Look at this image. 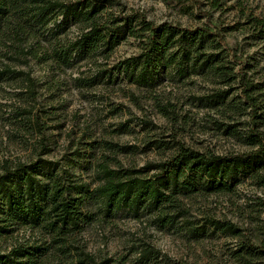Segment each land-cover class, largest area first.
Wrapping results in <instances>:
<instances>
[{"label":"rangeland","instance_id":"1","mask_svg":"<svg viewBox=\"0 0 264 264\" xmlns=\"http://www.w3.org/2000/svg\"><path fill=\"white\" fill-rule=\"evenodd\" d=\"M198 2L119 0L114 7L116 12L140 13L156 24L169 22L191 29L205 25L209 13L224 37L226 45L217 37H206L202 48L218 59L220 69L199 66L182 77L169 68L158 73L152 86L119 79L78 87L75 78L92 74L95 65L83 60L64 68L45 58L43 51L50 44L41 34H25L23 40L16 37L5 44L1 41L0 66L10 64L31 73L38 82V95L32 100L21 91V79L0 82V172L18 161L42 157L68 168L72 177L93 184L98 163L106 159L114 168H141L176 154L181 147L217 154L256 148V137L251 135L264 138V30L255 22H264V0ZM78 32L72 25L61 37L74 38ZM140 49V41L130 36L107 62L113 64ZM239 68L255 86L250 92L258 106L255 117L242 96ZM229 87L233 92L224 102L205 98ZM199 96L205 99H197ZM31 108L40 115L42 133L32 116L21 115ZM106 141L130 145L131 149H109ZM182 204L187 211L178 224L184 220L205 224L199 237H191L181 225L159 228L151 215L137 217L121 210L104 217L97 213L96 205L87 202L85 208L97 215L69 241L92 253L97 261L111 260L106 264H139L134 249L142 244L161 251L157 262L148 264H264V184L256 178L242 176L231 190L182 197ZM208 218L229 220L240 232L233 235L216 230L207 223ZM20 243L52 242L51 236L39 229L16 226L13 232L0 234V254ZM35 264L73 261L51 244Z\"/></svg>","mask_w":264,"mask_h":264},{"label":"trees","instance_id":"2","mask_svg":"<svg viewBox=\"0 0 264 264\" xmlns=\"http://www.w3.org/2000/svg\"><path fill=\"white\" fill-rule=\"evenodd\" d=\"M117 3L119 0H0V42L5 44L16 37L23 40L25 34H41L50 44L43 51L45 58L53 59L64 68H71L83 60L95 65L92 74H80L75 78L78 87H93L105 81L109 84L119 79L137 86H152L161 70L171 68L176 75L184 77L199 66L220 69L218 59L202 49L206 37H217L220 44L226 45L209 13H206L205 25L191 29L169 22L156 24L140 13H126L122 9L116 12ZM72 25L78 27V34L74 38L61 37ZM255 25L264 30L263 21L256 20ZM130 36L140 41V52L108 64L117 46ZM21 50L26 51L23 47ZM100 59L103 62H99ZM238 73L244 86L242 96L252 107L255 117L258 106L250 94L255 86L242 68ZM7 78L21 79V91L32 100L37 98L38 82L31 73L2 64L0 82ZM232 92L233 88L229 87L205 98L220 103ZM205 98L199 96L197 99ZM25 114L32 116L42 133L39 113L31 108L21 112ZM251 136L257 138L253 142L257 147L239 153H207L181 147L176 154L148 162L141 168H114L106 159L98 163L95 184L72 177L68 168H60L56 161L42 157L3 167L0 172V234L23 226L49 234L52 243H20L0 254V264H35L51 244L71 257L73 264L110 262L97 261L92 253L69 241L71 235L97 215L85 208L87 202L96 205L97 213L104 217L110 218L121 210L137 217L151 215L152 223L159 228L181 225L191 237H199L205 232V224L194 225L189 220L178 224L187 211L182 197L231 190L246 175L264 184V138L257 133ZM105 143L107 148L121 152L131 149L130 145ZM207 223L233 235L240 232L229 220L208 218ZM134 250L139 264L157 262L161 256V251L151 244H142ZM261 250L264 252V246Z\"/></svg>","mask_w":264,"mask_h":264}]
</instances>
